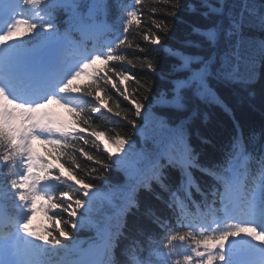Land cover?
<instances>
[{
    "label": "snow or ice",
    "instance_id": "6c2138e0",
    "mask_svg": "<svg viewBox=\"0 0 264 264\" xmlns=\"http://www.w3.org/2000/svg\"><path fill=\"white\" fill-rule=\"evenodd\" d=\"M156 2L163 7L149 10V24L144 0H115L111 23L106 0H0V169H6L0 172V200L11 199L15 210L11 217L0 216V264H101L66 257L78 251L73 234L96 226L91 217L103 194L94 181L107 183L113 170L127 180L121 205L107 218L115 223L103 231L105 264H249L244 253L259 254L264 264V143L253 154L238 132L220 161L203 164L186 127L195 112L172 128L156 111L183 112L195 98L219 102L208 83L213 75L226 84L254 83L255 69L264 64V38L246 36L245 29L264 33V3L241 0L236 12L228 0ZM60 11L67 14L63 31ZM181 11L207 22L189 24L200 39H188L184 47L197 52L165 43L171 31L165 17L180 21ZM74 31L79 41L71 39ZM158 54L179 61L173 73L190 74L153 94L151 84L132 70L166 79L153 59ZM82 76L90 82L77 84ZM49 105H59L72 120L54 119ZM124 121L142 138L157 130L168 135L154 151H135L131 138L118 130ZM251 139L258 141L260 134ZM35 141L50 146L46 156L35 150ZM167 168L179 173L175 189L166 183ZM194 172L216 181L209 194ZM154 183L169 193L175 223L146 209L163 235L141 241L144 233L134 234L127 217L139 211L141 189L163 199ZM193 189L200 202L192 198ZM38 212L47 226L34 225ZM122 240L123 262L115 258Z\"/></svg>",
    "mask_w": 264,
    "mask_h": 264
},
{
    "label": "trees",
    "instance_id": "16d2710c",
    "mask_svg": "<svg viewBox=\"0 0 264 264\" xmlns=\"http://www.w3.org/2000/svg\"><path fill=\"white\" fill-rule=\"evenodd\" d=\"M127 2V0H124ZM241 0H228L229 4H234V11L239 12ZM257 5L264 3V0H255ZM112 5L109 9L108 21L111 23L112 19L116 16L117 10L114 6L115 0H110L108 3ZM156 7H163L161 3H157L156 0H144V18L147 23L150 24L148 17L150 16V9ZM62 11L58 13V19L61 22L60 26H64L63 21L66 17L60 15ZM181 17L180 21H174L171 18L165 17L167 19L171 31L167 34L165 43L170 45L174 49H179L184 52H197L196 49H188L184 47V41L199 40L200 37L191 34L190 23H199L205 25L207 22L201 19L199 16H189L184 11L179 13ZM157 18H160L157 14ZM245 35L250 36L254 39L264 38V33L245 29ZM135 39L140 42L139 37ZM207 51V45H205L204 50H200V55H205ZM129 57H134L135 53L129 51L127 53ZM154 62L157 64V70L164 73L166 79L162 80L159 77L152 76L146 71H141L140 69H133L132 71L136 73L139 79L147 80L152 87V93L155 94L162 89H167L170 87L168 81L171 79H183L186 78L190 73L188 71H180L173 73L171 71V66L173 64H179V61L174 58H169L164 54H158L153 57ZM218 61L216 65H213L212 72H215L218 66ZM97 67L101 65L97 64ZM193 69L197 68L198 65H193ZM243 72L244 69L242 68ZM255 71L258 73V79L252 84H226L224 82L218 81L215 76L209 77V86L212 91L218 97L219 102L208 99L201 100L195 98L191 101L188 109L183 112L171 110V109H156L158 114H164L165 118L169 122V126L175 128L182 120H185L194 111L195 116L187 122L186 127L189 133L190 143L193 148L200 154V161L203 164L211 165L213 162L220 161L223 157V150L226 146L230 145L233 137H235L238 132L243 133V138L246 143L247 149L250 152L255 153V149L259 148L261 143H264V64L259 65ZM90 80L87 77H81L76 81L77 84H87ZM110 87V86H109ZM131 88H135L136 85L133 83ZM123 104L125 101L121 100ZM72 117L69 116L67 121H71ZM109 122L105 121L104 126H107ZM139 123V121H138ZM118 130L122 135H126L131 138L134 145V150L139 151L141 149L145 151H154L157 148L159 142L163 141L168 133L164 130H157L150 133L146 138H142L138 132L133 131L132 127L127 124L126 121L121 122L118 126ZM252 133L260 134V139L258 141H253L251 139ZM104 144H108V141L101 137ZM203 140L208 141L207 143L202 142ZM127 147V146H126ZM49 149L42 148L40 151L41 155H47ZM178 152V148L176 149ZM106 159L105 156L101 157ZM135 159V157H133ZM55 163V161H53ZM85 167L88 166L89 162L82 160ZM255 167V166H254ZM0 172H6V169H0ZM168 183L172 189H175L179 184V173L172 169H165ZM201 190L207 195L210 193L212 187L216 184L211 177L201 174L200 172H194ZM67 175V173H65ZM107 183L102 181H94L100 188L103 196L99 199L95 205V210L92 213V221L96 226H88L81 228L78 232L73 234V240L78 242V248L92 245L98 246L103 239V231L110 224L115 223L113 219L111 222L107 219L108 217H113L116 209L122 203V188L126 183L127 178L121 171L113 170L109 172L106 176ZM153 189L155 193H159L163 198L158 200L155 198L153 192L145 191L141 189L138 195L139 199V211L135 215H129L127 217L129 228L132 229L133 233L143 232L144 235L138 236V239L145 241L146 236L153 235L155 237H161L163 232L152 220L145 216V210L151 209L155 214L161 218L170 220L173 224L174 213L171 209L167 207V201L169 200V193L162 192L161 189L154 183ZM179 195L183 198L185 194L180 192ZM192 198L197 202H200L202 197L194 189L192 190ZM10 203H12L10 201ZM12 206H9V209ZM66 218V216H65ZM70 230V229H69ZM127 241L122 240L120 245L115 249V258L123 262L126 257L122 254V250ZM146 246V245H145ZM72 253L66 257L69 258ZM141 257L147 255V251L142 252ZM63 257V253H60L56 260H60ZM108 259V257H107ZM107 261V260H106ZM105 264V263H104Z\"/></svg>",
    "mask_w": 264,
    "mask_h": 264
}]
</instances>
